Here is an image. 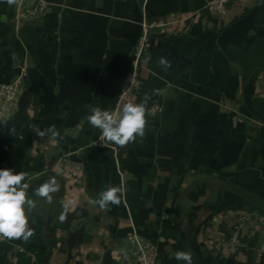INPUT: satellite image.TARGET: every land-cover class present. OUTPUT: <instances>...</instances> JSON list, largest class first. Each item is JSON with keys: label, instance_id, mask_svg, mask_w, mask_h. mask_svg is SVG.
<instances>
[{"label": "crops", "instance_id": "1", "mask_svg": "<svg viewBox=\"0 0 264 264\" xmlns=\"http://www.w3.org/2000/svg\"><path fill=\"white\" fill-rule=\"evenodd\" d=\"M209 1L49 0L36 22L35 0H0V81H28L0 132V169L25 173L29 195L50 176L58 186L51 202L31 195L33 235L1 243L0 264H135L134 235L157 247L158 264H185L179 251L192 264H264V215L233 192L264 200V0L229 4L222 20ZM141 46L140 98L162 112L144 113L142 137L105 144L87 116L113 111ZM53 125L55 140L37 135ZM109 186L121 202L101 208ZM241 212L255 220L231 254Z\"/></svg>", "mask_w": 264, "mask_h": 264}, {"label": "clouds", "instance_id": "2", "mask_svg": "<svg viewBox=\"0 0 264 264\" xmlns=\"http://www.w3.org/2000/svg\"><path fill=\"white\" fill-rule=\"evenodd\" d=\"M13 0H8L11 4ZM158 64L167 69L170 65L166 58L161 57ZM89 124L100 130V140L105 144L112 143L123 146L134 140L136 136L144 135L145 118L144 108L139 104L128 103L119 112H110L99 107L90 108L87 116ZM14 134V129H11ZM43 137L47 135L49 139L55 140L59 133L55 126H50L43 131L37 132ZM25 173H15L14 169H0V234L9 239L23 238L27 241L33 232L27 228V217L25 211L31 212L35 207V202L31 195L46 198L51 202V193L57 191V180L55 176H50L39 187H35L31 195L27 194L29 184L26 182ZM123 190L119 187L109 186L98 194L95 201L101 208L109 205H119ZM74 200H67L64 205V212H67ZM65 218L61 213L59 219ZM177 261H184L185 264H192L191 255L187 252L176 253Z\"/></svg>", "mask_w": 264, "mask_h": 264}, {"label": "built area", "instance_id": "3", "mask_svg": "<svg viewBox=\"0 0 264 264\" xmlns=\"http://www.w3.org/2000/svg\"><path fill=\"white\" fill-rule=\"evenodd\" d=\"M239 1L244 0H210L206 5V10L210 15L222 20L228 12V5ZM48 7L49 0H35V5L28 12L27 16L29 19L40 22L46 15ZM142 52V46L136 50L131 70L121 87L112 112L121 111L124 105L128 103L141 105L144 108V113L150 117H155L162 112V105L158 98H153L148 104L144 103L140 98ZM24 75L25 74L18 76L9 83L0 82V132L6 129L19 110V102L23 92ZM65 175L67 178L73 177V170H66ZM254 220V213H240L238 221L230 231L227 240V246L231 254H236L244 248L242 242L243 229ZM7 240V237L0 234V244ZM133 245L134 249L130 252V258L135 264H158L159 251L155 245L143 241L136 235L133 236ZM18 252L21 254L27 253L21 246L18 248ZM31 256L33 255L31 254Z\"/></svg>", "mask_w": 264, "mask_h": 264}, {"label": "water", "instance_id": "4", "mask_svg": "<svg viewBox=\"0 0 264 264\" xmlns=\"http://www.w3.org/2000/svg\"><path fill=\"white\" fill-rule=\"evenodd\" d=\"M6 45V42H2V45ZM23 82L25 84V86L28 85V81H27V75H24L23 77ZM64 151L66 152V154L69 157V160L73 161V162H80V160H78L75 152L76 149H70L67 147L63 148ZM233 192L237 195H239L241 198H243L244 200H246L247 202H249V204L251 205L252 209L263 214L264 215V200L259 198L257 195H253V194H249L248 192L244 191V190H238L235 189L233 190Z\"/></svg>", "mask_w": 264, "mask_h": 264}, {"label": "trees", "instance_id": "5", "mask_svg": "<svg viewBox=\"0 0 264 264\" xmlns=\"http://www.w3.org/2000/svg\"><path fill=\"white\" fill-rule=\"evenodd\" d=\"M0 82H2V81H0ZM3 83H9V82H3ZM30 251L37 257H41L43 255L41 252H39L38 249H35V248L30 250Z\"/></svg>", "mask_w": 264, "mask_h": 264}]
</instances>
